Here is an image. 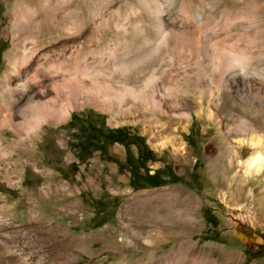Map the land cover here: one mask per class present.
<instances>
[{"label": "rangeland", "instance_id": "374dc122", "mask_svg": "<svg viewBox=\"0 0 264 264\" xmlns=\"http://www.w3.org/2000/svg\"><path fill=\"white\" fill-rule=\"evenodd\" d=\"M58 1L70 4L69 12L50 25L54 30L37 22L41 38L37 27L20 41L32 60L11 71L8 54L18 22ZM155 4L179 33L165 43L155 40ZM191 7L210 29L194 22ZM203 40L210 49L192 54L190 46ZM178 42L187 46L175 47ZM0 43V264H148L191 247L197 259L208 251L220 260L226 252L235 264H264V256L245 252L264 245V166L257 173L246 168L254 151L249 139L259 140L264 155V113L238 102H246L248 88L264 89V0H0ZM243 47L247 51L240 53ZM121 60L133 63L131 69L118 68ZM236 62L251 65L238 88L224 82ZM212 64L217 70L211 75ZM152 69L154 81L145 79ZM172 77L180 82L178 92L162 89ZM49 78L71 86L70 96L59 100L63 118L7 112L10 100L26 105L23 85L33 96ZM138 90L154 95L132 98ZM88 109L103 115L105 127H123L144 140L156 156L146 162L150 173L167 164L183 182L133 190L128 171L106 160H124L117 142L106 153L92 149L77 158L82 152L68 144L75 145L77 130L60 126ZM70 162L74 172L67 169ZM194 170L198 188L189 184ZM114 196L116 207H93Z\"/></svg>", "mask_w": 264, "mask_h": 264}, {"label": "bare ground", "instance_id": "6f19581e", "mask_svg": "<svg viewBox=\"0 0 264 264\" xmlns=\"http://www.w3.org/2000/svg\"><path fill=\"white\" fill-rule=\"evenodd\" d=\"M52 1V0H50ZM158 3V2H157ZM185 4V3H184ZM186 5V4H185ZM18 7V6H17ZM16 7V8H17ZM152 7V6H151ZM185 7V6H184ZM70 8V4H65L63 3V1H58L55 2L54 4H48V5H41L40 8L38 9V11L34 14H24L23 16L26 17L25 20H21L20 22H18V24L16 25L15 29H14V36H13V47L10 51V53L8 54L9 58H12V62H11V67L10 70L11 71H15L16 72V66H22L25 65L27 66L28 63H30V61L32 60L31 58V52L28 51L26 49V46L21 43V39H26L27 37L30 38L35 31L37 30V27L39 26V24L37 22H39L40 20H43L46 25H49V27H53L50 25H53V23L55 22H60L57 21V18L60 19V17H58L60 14L62 15L63 13H67L69 12ZM21 10V9H20ZM19 10V11H20ZM23 10V9H22ZM189 10V9H188ZM190 16L193 18L194 22L196 24H203L205 28L210 29V26H206L205 23V19H203L204 17L201 16V12L200 10H198L195 7H191L190 9ZM27 11H29L27 9ZM182 11V10H181ZM18 12V11H17ZM25 12V11H24ZM184 12V11H183ZM21 13V12H20ZM151 13V12H150ZM162 10L160 8L159 5L155 4V6L152 9V18H153V25L155 28V40L160 42V43H165L167 42V37L171 36L173 34H175L174 37L179 36L177 34V32L173 33V29H171L169 27L170 24V20H167L165 17L162 16ZM164 14V13H163ZM20 15V14H19ZM187 15V14H186ZM181 16V15H180ZM189 16V15H188ZM168 18V17H167ZM186 18V17H185ZM242 18V17H241ZM18 19V18H17ZM71 18H67V20H69L70 22ZM169 19V18H168ZM187 19V18H186ZM192 20V21H193ZM236 20V19H234ZM186 21V20H185ZM190 21V20H189ZM244 21V20H243ZM242 21V22H243ZM251 21V20H250ZM64 22V21H63ZM67 22V21H66ZM207 22V21H206ZM236 22V21H235ZM44 23V24H45ZM180 23V22H179ZM186 23V22H185ZM209 23V22H208ZM233 23V22H232ZM238 23V22H237ZM141 24V23H140ZM174 24V23H173ZM212 24V23H211ZM220 24V22H219ZM225 24V23H224ZM230 24V23H229ZM194 25V24H193ZM222 25V24H221ZM243 25V24H242ZM216 26V25H215ZM237 24L235 25V27L233 29H237ZM244 26V25H243ZM240 27V26H239ZM41 27H38V32L39 35L41 32L40 30ZM65 28V27H64ZM140 30L142 29L139 26ZM177 28V27H176ZM49 29V28H48ZM53 29V28H51ZM117 29V28H116ZM179 29V28H177ZM176 29V30H177ZM183 29V28H182ZM223 29V28H222ZM246 29V28H245ZM43 30V29H42ZM54 30V29H53ZM220 30V29H219ZM232 30V29H231ZM241 30V29H240ZM51 31V30H50ZM147 31V30H146ZM214 31V29H213ZM237 31V30H236ZM180 32V31H179ZM195 32V31H194ZM218 32V31H217ZM244 32V31H243ZM185 33V32H184ZM225 33V32H224ZM240 33V32H239ZM43 34V33H42ZM54 34V33H53ZM181 34V33H180ZM207 34V33H206ZM229 34V33H228ZM201 35V34H200ZM210 35V34H209ZM212 35V34H211ZM234 35V34H233ZM122 36V35H121ZM195 36V35H194ZM182 37V36H181ZM186 37V36H185ZM190 37V36H189ZM192 37V36H191ZM202 37V36H201ZM241 37V36H239ZM41 38V35H40ZM180 38V37H179ZM183 38V37H182ZM208 38V37H206ZM251 38V37H250ZM197 39V38H196ZM200 39V38H199ZM203 39V37H202ZM166 40V41H165ZM170 40V39H169ZM172 40V39H171ZM183 40V39H182ZM188 40V39H187ZM206 40V39H205ZM217 40V39H216ZM186 41V40H185ZM239 41V40H238ZM242 41V40H241ZM184 42V41H183ZM181 43L178 42V44H175V47H185L187 46L186 43ZM189 42V41H187ZM195 42V41H194ZM200 41L195 42L194 46H190L191 47V51L192 54H199V52L204 51L205 48H208V45H211L207 42ZM215 42V41H214ZM176 43V42H175ZM33 44V43H32ZM35 44V43H34ZM53 44V43H52ZM82 44V43H81ZM174 44V43H173ZM191 44V43H190ZM189 44V45H190ZM216 44V43H215ZM214 44V45H215ZM219 44V43H218ZM232 44V43H231ZM238 44V43H236ZM47 45V44H46ZM169 45V44H168ZM222 45V43H221ZM235 45V44H234ZM36 46V45H35ZM166 46V44L164 45ZM208 46V47H207ZM237 46V45H236ZM235 46V47H236ZM246 46V45H245ZM252 46V45H251ZM53 47V46H52ZM170 47V46H169ZM212 47V46H211ZM218 47V46H217ZM233 47V45L231 46ZM28 48V47H27ZM181 48V49H182ZM188 48V47H187ZM239 48V47H238ZM172 49V48H171ZM189 49V48H188ZM210 49V47L208 48ZM216 49V48H215ZM236 49V48H235ZM241 49V48H240ZM48 50V49H47ZM173 50V49H172ZM183 50V49H182ZM229 50V49H228ZM231 50V49H230ZM234 50V49H233ZM177 51V50H176ZM206 51V50H205ZM226 51V50H224ZM243 51H247L246 48H242V50L240 51V53H243ZM188 52V51H187ZM219 52V51H218ZM228 52V51H227ZM233 52V51H231ZM235 52V51H234ZM237 52V51H236ZM177 53V52H176ZM175 53V54H176ZM203 53V52H201ZM71 54V53H70ZM179 54V53H177ZM236 54V53H235ZM50 55V54H49ZM187 55V54H186ZM239 55V54H238ZM243 55V54H241ZM246 55V54H245ZM68 56V55H67ZM75 56V55H74ZM73 56V58H74ZM197 56V55H195ZM33 57V56H32ZM51 57V56H50ZM69 57V56H68ZM244 59V57H242ZM36 59V58H35ZM38 59V58H37ZM36 59V60H37ZM62 59V58H61ZM227 59V58H226ZM11 60V59H10ZM48 61V60H47ZM50 61V60H49ZM73 61V60H72ZM118 61V60H117ZM42 62V61H40ZM178 62V61H177ZM235 62V61H232ZM34 63V62H33ZM44 63V62H43ZM42 63V64H43ZM219 63V62H218ZM225 63V62H224ZM231 64V62H229ZM237 63V62H236ZM49 64V63H47ZM133 63L130 64H126L123 63L122 60L118 62V68L120 69H131ZM199 64V63H198ZM238 64V63H237ZM250 63H243L242 64H238L236 68H231V70H229L224 76V82L227 81H232L234 83V86H236L238 88L239 84H244V81L247 80L248 76H250L251 74L248 75V73L246 72L248 69H250L251 65H249ZM44 65V64H43ZM74 65V64H73ZM135 65V64H134ZM49 67V66H48ZM47 67V68H48ZM217 65L216 64H212V66H210L209 68V73L212 75L214 71H216ZM134 68V67H133ZM42 69V68H41ZM129 69V70H130ZM229 69V68H228ZM254 69V68H253ZM9 70V71H10ZM128 70V71H129ZM134 70V69H133ZM165 70V69H164ZM255 70V69H254ZM170 71V70H169ZM134 72V71H133ZM155 72L154 69H152L149 74H147V77L145 79H154L155 76ZM198 72V71H197ZM204 72L206 71H202V76L204 77ZM252 72V71H251ZM258 72V71H257ZM124 73V72H122ZM180 73V72H179ZM162 74V73H161ZM18 75V74H17ZM47 75V74H46ZM168 75V74H167ZM221 75V74H220ZM248 75V76H247ZM258 75H263L262 72H258ZM49 77V76H48ZM62 77V75H61ZM199 77V76H198ZM184 77L182 76V79ZM223 78V77H222ZM221 78V79H222ZM250 78V77H249ZM173 77H172V84H164L162 83V89H170L172 90H177L178 92V87L180 86V82H178L177 80L174 82L173 81ZM181 79V78H180ZM212 79V78H211ZM259 79V78H258ZM50 80V81H49ZM58 80V79H57ZM157 80V79H156ZM223 80V79H222ZM251 80V79H250ZM46 81V80H45ZM145 81V80H144ZM150 81V80H149ZM154 81V80H153ZM159 81V80H158ZM185 81V80H183ZM262 81V80H261ZM148 82V81H147ZM171 82V81H170ZM178 82V83H177ZM223 82V83H224ZM231 83V82H230ZM253 83V82H252ZM43 84V83H42ZM150 84V83H149ZM248 84V83H247ZM245 84V85H247ZM22 86V85H21ZM43 86L45 87V90L42 92H35L36 94L32 96V94L30 93L31 91H27L26 86L23 85L22 88V95L25 96V99H27L26 105L24 106V108H20V106L10 100L11 102H9L7 104L6 110L10 115H19L20 117H22L24 119V116L27 118H41L42 121H46L49 119H53L55 117L57 118H63L64 117V112L62 111L61 108V101L68 97L69 92L70 94L72 93L71 91V86L68 85L65 81H56V79L51 80L50 78L47 79L46 83L44 82ZM262 86V85H261ZM177 87V88H176ZM181 87V86H180ZM234 87V88H236ZM244 87V86H243ZM247 87V86H246ZM245 87V89H246ZM250 87V86H249ZM254 87V86H253ZM264 87V86H263ZM126 88V87H125ZM152 88V87H151ZM181 89V88H180ZM243 89V88H242ZM241 89V90H242ZM204 90V89H203ZM143 91H137V93H135L134 91L131 92V97L132 98H139V94L142 93ZM183 92V91H182ZM185 92V91H184ZM144 93V92H143ZM154 93V90H151L149 93H144V99L145 101H147L148 99H151L152 95ZM164 93V92H162ZM209 93V92H208ZM243 93V92H242ZM138 94V95H137ZM167 94V93H166ZM211 94V93H210ZM158 95V94H157ZM201 95V94H200ZM239 95V94H238ZM247 98H246V102H243L241 100H239V103H242L244 105H246L247 107H252V110L254 111V113H259V112H263L264 113V89H256V90H250L248 88V91L246 93ZM70 96V95H69ZM164 96V95H163ZM204 96V95H203ZM154 97V96H153ZM202 97V96H201ZM70 98V97H69ZM147 99V100H146ZM229 99V98H228ZM61 100V101H59ZM231 100V99H230ZM8 101V100H7ZM203 102V101H202ZM220 102V101H219ZM243 105V106H244ZM242 107V106H241ZM246 108V107H245ZM251 110V109H250ZM252 112V111H251ZM249 113V112H248ZM6 117V116H5ZM8 117V116H7ZM3 118V117H2ZM26 118V119H27ZM57 119V120H59ZM247 119V118H246ZM247 120L244 121V123H246ZM247 125V124H246ZM31 129V128H30ZM250 144L252 147H254V151L253 153L246 159V168H253V170L257 173L259 172V170L264 166V155L259 151V147H260V142L258 139L255 138H251L249 139ZM195 251V248L191 247L190 250L187 251H180V256H163L159 259H152L150 260V262L148 264H235V257L230 254V253H226L223 252L222 253V259L220 260H216L213 259L211 256V252L206 251L205 252V256L197 259L193 256ZM191 254V255H190Z\"/></svg>", "mask_w": 264, "mask_h": 264}, {"label": "trees", "instance_id": "16d2710c", "mask_svg": "<svg viewBox=\"0 0 264 264\" xmlns=\"http://www.w3.org/2000/svg\"><path fill=\"white\" fill-rule=\"evenodd\" d=\"M4 48L5 47L0 43V54ZM87 118L88 117L84 118L83 115L76 117L72 114L70 119L64 125L60 126L65 130L73 128L77 130V140L75 145L68 143L70 147L78 148L80 152H82V155H76L77 158L83 159L88 155L87 151L92 149L98 150L100 154L106 153L105 148L117 142L125 148L124 160L119 161L118 159L113 160L108 158H106V160L113 161L119 168H123L128 171L127 184L133 190L183 182L181 176L174 172L167 164L154 169L152 173L149 172V169L145 168L147 161H156V156L138 134H132V136L128 137L125 136L124 133L129 134L130 131L124 129L123 127L109 129L105 127L104 123L92 121ZM187 142L191 147H194V143L190 139H187ZM132 146H134V150L132 149ZM197 161L198 160L196 159L194 167L197 166ZM72 166H74V162H70L67 169L74 172L76 169H73ZM59 170L60 169H58V171ZM59 172H61V170ZM61 174L63 175V173ZM198 181V173L194 170L190 175L189 184L194 188H198L200 187V185H197ZM24 184L31 186V184L27 182V178H24ZM105 202L106 200L103 201L101 199H97L94 202L93 207L99 212H103L110 205L116 207L117 197H111L108 201L110 204L108 205H105ZM202 215L207 222L213 225L216 224V221L211 218L210 213L206 209L202 210ZM259 235L264 239V233H259ZM245 252H253V256H264V245L257 246L254 250L247 248L245 249Z\"/></svg>", "mask_w": 264, "mask_h": 264}, {"label": "crops", "instance_id": "0c3cea01", "mask_svg": "<svg viewBox=\"0 0 264 264\" xmlns=\"http://www.w3.org/2000/svg\"><path fill=\"white\" fill-rule=\"evenodd\" d=\"M73 115L76 117H80L83 115L84 118L88 117L87 119L97 122H101L103 119V115L99 111H95L94 109H88L86 112H74Z\"/></svg>", "mask_w": 264, "mask_h": 264}, {"label": "flooded vegetation", "instance_id": "af4514ba", "mask_svg": "<svg viewBox=\"0 0 264 264\" xmlns=\"http://www.w3.org/2000/svg\"><path fill=\"white\" fill-rule=\"evenodd\" d=\"M132 134H133V133H131V132H130L129 134L124 133V135H125V136H128V137L132 136Z\"/></svg>", "mask_w": 264, "mask_h": 264}]
</instances>
